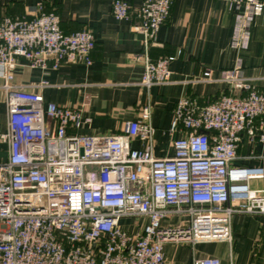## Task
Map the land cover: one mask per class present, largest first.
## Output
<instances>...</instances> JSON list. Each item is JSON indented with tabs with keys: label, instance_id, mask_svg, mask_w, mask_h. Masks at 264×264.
<instances>
[{
	"label": "built area",
	"instance_id": "built-area-1",
	"mask_svg": "<svg viewBox=\"0 0 264 264\" xmlns=\"http://www.w3.org/2000/svg\"><path fill=\"white\" fill-rule=\"evenodd\" d=\"M228 1L238 8L231 45L244 48L264 0ZM171 4L143 0L132 8L126 0L112 1V15L134 19L133 31L143 36V50L134 57L142 62L145 87L170 79L168 64L175 56L153 60L148 47ZM94 44L88 29L64 32L59 15L42 4L31 17L0 18V79L7 107V130L0 140L8 143L7 157L0 161V264H166L168 242L230 245L233 213L264 214L263 189L248 183L263 178V169L230 164L243 136L264 141V90L242 74L237 59L220 71L226 91L216 100L201 105L180 99L169 132L182 134L172 140L170 157L153 155L156 129L147 122V106L122 133L68 134L89 117L80 107L45 103L41 93L14 86V71L19 60L41 70L89 64ZM210 76L205 70L201 79ZM133 137L143 145L132 147ZM130 216L145 219L136 231L122 224ZM192 264L224 263L206 256Z\"/></svg>",
	"mask_w": 264,
	"mask_h": 264
},
{
	"label": "crops",
	"instance_id": "crops-1",
	"mask_svg": "<svg viewBox=\"0 0 264 264\" xmlns=\"http://www.w3.org/2000/svg\"><path fill=\"white\" fill-rule=\"evenodd\" d=\"M113 0H0L3 16L31 17L42 4L55 11L66 33L88 29L95 40L91 62L61 63L58 68H30L22 60L14 71L12 84L41 93L45 103L60 107H80L89 117L75 135H113L122 133L126 123L149 108L147 122L156 131L152 142L155 157L173 154L172 140L181 131L170 134L169 127L177 102L195 99L199 104L216 100L226 86L219 80L220 71L241 61L242 74L264 90V9L251 24L247 45L234 48L231 35L237 6L228 0H172L168 19L158 29L148 54L155 60L175 56L168 68L167 83L145 87L140 83L142 62L134 55L143 50V36L133 31L134 19L112 15ZM132 8L143 0H126ZM210 79L202 80L203 72ZM42 82L45 84L41 85ZM0 79V133L7 130L6 92ZM132 147L143 145L138 137ZM8 154V143L0 140V161ZM232 166L261 167L264 171V141L243 136L236 148ZM252 189H263L264 177L249 180ZM264 194V192H263ZM174 220V219H173ZM123 224V223H122ZM123 226L126 228L125 223ZM130 231H134L129 226ZM231 244L225 241L197 242L194 245L165 243L166 264H192L196 257L213 256L224 264H264V214L236 212L231 216Z\"/></svg>",
	"mask_w": 264,
	"mask_h": 264
},
{
	"label": "rangeland",
	"instance_id": "rangeland-1",
	"mask_svg": "<svg viewBox=\"0 0 264 264\" xmlns=\"http://www.w3.org/2000/svg\"><path fill=\"white\" fill-rule=\"evenodd\" d=\"M175 221H177V218H174ZM145 221L144 218L142 217H138V216H130V217H125L124 219H122V223L127 226H129L131 229L133 228L134 231L137 230V225L142 224ZM183 245V244H181Z\"/></svg>",
	"mask_w": 264,
	"mask_h": 264
}]
</instances>
